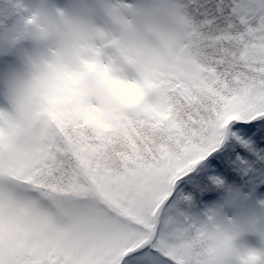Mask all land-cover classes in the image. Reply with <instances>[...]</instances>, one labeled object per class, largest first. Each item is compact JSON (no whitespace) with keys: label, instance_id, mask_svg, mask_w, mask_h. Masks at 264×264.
I'll return each mask as SVG.
<instances>
[{"label":"snow or ice","instance_id":"snow-or-ice-1","mask_svg":"<svg viewBox=\"0 0 264 264\" xmlns=\"http://www.w3.org/2000/svg\"><path fill=\"white\" fill-rule=\"evenodd\" d=\"M22 11L35 27L0 44V264H219L224 205H264V0Z\"/></svg>","mask_w":264,"mask_h":264},{"label":"clouds","instance_id":"clouds-1","mask_svg":"<svg viewBox=\"0 0 264 264\" xmlns=\"http://www.w3.org/2000/svg\"><path fill=\"white\" fill-rule=\"evenodd\" d=\"M24 7V0H0V41L14 29L35 27L31 16L22 11ZM248 236L254 237L255 243H249ZM208 246L223 253L219 264H253L254 255L264 250V205L250 200L226 203L210 224Z\"/></svg>","mask_w":264,"mask_h":264},{"label":"rangeland","instance_id":"rangeland-1","mask_svg":"<svg viewBox=\"0 0 264 264\" xmlns=\"http://www.w3.org/2000/svg\"><path fill=\"white\" fill-rule=\"evenodd\" d=\"M27 8L31 11H36L41 7L44 3V0H27ZM47 3L50 6L65 8V7H80L82 4L86 3V0H47ZM10 58H14L12 56H1L0 57V73H3L7 70V68L14 62V60H10ZM230 214V213H229ZM247 241L249 243H255V238L252 236H248Z\"/></svg>","mask_w":264,"mask_h":264},{"label":"trees","instance_id":"trees-1","mask_svg":"<svg viewBox=\"0 0 264 264\" xmlns=\"http://www.w3.org/2000/svg\"><path fill=\"white\" fill-rule=\"evenodd\" d=\"M26 1H27V0H24L25 5H26ZM0 44H2V41H0ZM1 56H9V57L12 56V57H14L11 53H7V52H2V51H0V57H1ZM14 58H15V57H14ZM14 58H12V59L10 58V59H11V60H14Z\"/></svg>","mask_w":264,"mask_h":264}]
</instances>
